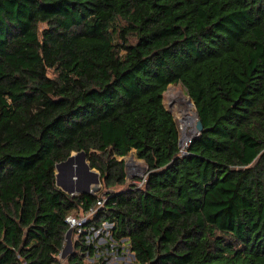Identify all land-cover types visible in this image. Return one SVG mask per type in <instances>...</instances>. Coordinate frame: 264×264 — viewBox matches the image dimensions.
Here are the masks:
<instances>
[{
	"label": "trees",
	"instance_id": "obj_1",
	"mask_svg": "<svg viewBox=\"0 0 264 264\" xmlns=\"http://www.w3.org/2000/svg\"><path fill=\"white\" fill-rule=\"evenodd\" d=\"M171 83L203 125L182 155ZM80 150L107 189L83 229L134 264H264V0H0V264H86L64 219L100 195L54 170Z\"/></svg>",
	"mask_w": 264,
	"mask_h": 264
},
{
	"label": "rangeland",
	"instance_id": "obj_2",
	"mask_svg": "<svg viewBox=\"0 0 264 264\" xmlns=\"http://www.w3.org/2000/svg\"><path fill=\"white\" fill-rule=\"evenodd\" d=\"M188 95L186 93L185 87L181 83L169 84L164 92V105L173 114L174 119L178 126V131L181 137V127L182 119L181 112H187V114H192L188 109L186 110V103L183 98L188 101ZM190 103V102H189ZM193 103V102H192ZM191 104V103H190ZM184 109V110H183ZM195 109V106H194ZM196 112V111H195ZM195 127V122H194ZM189 128H191L189 126ZM195 135V134H194ZM75 153V152H74ZM124 160V169L126 172L125 180L126 184H140L147 171V165L144 160L138 158L135 154V150H130L125 156L118 157V159ZM88 162V159H86ZM76 165V164H75ZM93 170L97 171L95 168ZM79 173L83 180L89 181L92 176L84 175L82 167H79ZM98 172V171H97ZM100 189L95 194L103 195L107 190L104 186L103 181L100 178ZM91 181V180H90ZM125 185V184H124ZM124 185L116 184L115 186L108 188L110 190L121 189ZM112 224L109 222H103L101 228H95L93 225H89L84 229V242L86 244H92L95 249L93 254H88L87 251L83 254V260L86 264H134L135 256L127 239H120L116 241L110 235V228ZM72 237V238H71ZM71 249L67 252L66 256L75 250L73 245L74 238L70 236ZM79 252V250L77 249ZM82 252V251H81ZM63 259V258H62ZM64 264V262L62 263Z\"/></svg>",
	"mask_w": 264,
	"mask_h": 264
},
{
	"label": "water",
	"instance_id": "obj_3",
	"mask_svg": "<svg viewBox=\"0 0 264 264\" xmlns=\"http://www.w3.org/2000/svg\"><path fill=\"white\" fill-rule=\"evenodd\" d=\"M202 129H203L202 122L197 115V119L195 122V130L197 131L196 134L202 131ZM180 145H181V139H179L178 141V146ZM79 167H82L83 170L82 172L84 175L92 176V179H90L91 181L82 179L79 173L80 172ZM54 170H55L56 185L70 195L95 194L100 189L99 186L100 174L99 172L93 170L89 166V163L86 162V154L83 150L72 151L71 154L65 160H62L55 164ZM71 231L72 228L69 227L68 231L66 232L65 245L61 250V256L63 258L66 256L67 252L70 251L71 249V240H70Z\"/></svg>",
	"mask_w": 264,
	"mask_h": 264
},
{
	"label": "built area",
	"instance_id": "obj_4",
	"mask_svg": "<svg viewBox=\"0 0 264 264\" xmlns=\"http://www.w3.org/2000/svg\"><path fill=\"white\" fill-rule=\"evenodd\" d=\"M178 127V126H177ZM194 135H191L188 139L182 140L179 134V139H181V145L179 146V153L182 155L186 152V147L188 143L190 142L191 138ZM144 175L143 179L140 181V184H143L145 181ZM104 203L103 195H100L93 206L89 207L87 210H82L80 212H71L65 217V222L69 225L70 228H75L77 231V235L84 231L83 225L84 223L91 218L96 210L101 207Z\"/></svg>",
	"mask_w": 264,
	"mask_h": 264
},
{
	"label": "bare ground",
	"instance_id": "obj_5",
	"mask_svg": "<svg viewBox=\"0 0 264 264\" xmlns=\"http://www.w3.org/2000/svg\"><path fill=\"white\" fill-rule=\"evenodd\" d=\"M184 100L186 102L184 103L186 104V110L188 109L190 112H192V114H189V113L187 114V112H184V111L181 112V119H182L181 139L183 141L188 139L191 135L196 134L197 132L194 127V122H196V119H197V114L195 112L196 110H194V105L190 104L189 102L186 101V99L183 98V101ZM189 126L191 128H189Z\"/></svg>",
	"mask_w": 264,
	"mask_h": 264
},
{
	"label": "crops",
	"instance_id": "obj_6",
	"mask_svg": "<svg viewBox=\"0 0 264 264\" xmlns=\"http://www.w3.org/2000/svg\"><path fill=\"white\" fill-rule=\"evenodd\" d=\"M70 236H72V234H70ZM76 237H77V234H75L74 236H73V238H74V240L76 239ZM72 238V237H71ZM60 255H61V253H60ZM62 257V256H61ZM63 258V257H62Z\"/></svg>",
	"mask_w": 264,
	"mask_h": 264
}]
</instances>
